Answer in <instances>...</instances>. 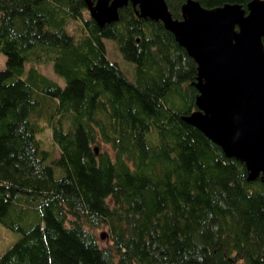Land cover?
Returning <instances> with one entry per match:
<instances>
[{
    "label": "trees",
    "instance_id": "obj_1",
    "mask_svg": "<svg viewBox=\"0 0 264 264\" xmlns=\"http://www.w3.org/2000/svg\"><path fill=\"white\" fill-rule=\"evenodd\" d=\"M0 53V264H264V183L183 120L196 67L159 20L0 0Z\"/></svg>",
    "mask_w": 264,
    "mask_h": 264
},
{
    "label": "water",
    "instance_id": "obj_2",
    "mask_svg": "<svg viewBox=\"0 0 264 264\" xmlns=\"http://www.w3.org/2000/svg\"><path fill=\"white\" fill-rule=\"evenodd\" d=\"M98 26L117 19L127 2L142 18L159 20L196 67L194 109L183 115L246 178L264 183V0L204 7L184 0L172 17L164 0H83ZM103 233H100V237Z\"/></svg>",
    "mask_w": 264,
    "mask_h": 264
},
{
    "label": "rangeland",
    "instance_id": "obj_3",
    "mask_svg": "<svg viewBox=\"0 0 264 264\" xmlns=\"http://www.w3.org/2000/svg\"><path fill=\"white\" fill-rule=\"evenodd\" d=\"M77 21L71 20L68 21L66 24V29L75 34L77 32ZM106 46H107V53L108 55H117L116 52L114 51V48L111 46V44L106 41ZM3 60L4 56L2 53H0V67L3 65ZM36 68L42 72L43 74L56 79L54 73L51 70L50 63L48 62H43V63H35L34 64ZM48 130L46 128L42 129L39 133V137L41 138V141L43 144L47 143L49 137H48ZM109 150L110 154L111 150L109 148H106ZM100 233H103L102 236L100 237ZM105 229L104 228H98L96 230V234L101 241L106 240V235H105ZM18 236V233L16 231H12L8 228H6L3 224L0 223V252H2L15 238Z\"/></svg>",
    "mask_w": 264,
    "mask_h": 264
}]
</instances>
